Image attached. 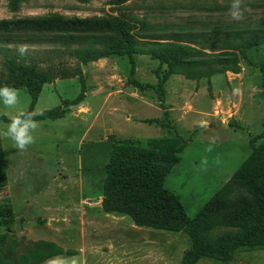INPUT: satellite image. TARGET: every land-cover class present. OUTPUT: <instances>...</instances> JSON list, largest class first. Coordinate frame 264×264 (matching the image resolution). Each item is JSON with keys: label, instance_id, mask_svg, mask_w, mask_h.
Segmentation results:
<instances>
[{"label": "rangeland", "instance_id": "rangeland-1", "mask_svg": "<svg viewBox=\"0 0 264 264\" xmlns=\"http://www.w3.org/2000/svg\"><path fill=\"white\" fill-rule=\"evenodd\" d=\"M229 4L230 0H126L120 5L110 0H20L17 10L11 11L8 0H0V19L124 13L147 22L150 28L141 34L178 35L197 47L254 29L264 14V0H242L238 19L228 14ZM55 46L61 45L49 41L0 45V60L5 53L16 52L18 58L34 59L44 68L59 61L80 68L79 75L43 83L32 107L25 87L15 88L16 106L0 105V130L17 107L33 114L53 108L64 112L56 119H32L33 140L23 150L0 135L4 163L0 205L12 211L10 223L0 220V235L18 252L31 250L30 243L37 240L62 248L61 254L41 264H180L191 245L183 230L136 225L127 214L102 210L108 137L138 138L144 145L149 137L180 135L185 145L164 185L193 216L232 176L249 154L251 141H261L264 97L259 65L264 46L246 49L236 70L215 73L208 80L169 75L162 100L155 90L156 73L162 74L165 65L149 54L133 55L132 76L151 85L141 88L126 82L130 64L125 56L81 63L68 51H52ZM204 50L222 51L218 44ZM82 85V98L75 103ZM223 230H214L212 236ZM195 264H264V247L238 248L226 263L203 257Z\"/></svg>", "mask_w": 264, "mask_h": 264}, {"label": "trees", "instance_id": "trees-1", "mask_svg": "<svg viewBox=\"0 0 264 264\" xmlns=\"http://www.w3.org/2000/svg\"><path fill=\"white\" fill-rule=\"evenodd\" d=\"M19 1L8 0L9 9L16 11ZM125 1L110 0V3L120 5ZM149 28L144 19H134L124 13L84 17L60 13L23 16L0 19V45L17 41L59 43L61 46H55L52 51H68L81 63L101 57L125 56L130 64L126 82L141 88L151 85H144L132 76L133 55L149 54L165 65L162 74L156 73L155 90L160 100L164 92L163 83L169 75L178 73L195 81L203 77L208 80L215 73L236 70L239 60L245 58L246 49L264 46V14L257 19L254 29L248 28L240 35L230 33L220 43L212 41L197 47L177 39L178 35L156 37L140 33ZM217 44L222 51L204 50H212ZM15 53H5L0 60V85L25 87L31 96V107L43 83L80 74L78 65L69 66L59 61L44 68L34 59L25 61ZM259 71L264 97V58ZM82 93L83 85L75 103L81 100ZM63 113L58 108L46 109L32 113V119H56ZM108 138L111 144L101 198L104 212L127 214L136 225L183 230L189 236L191 245L180 264H195L203 257L226 263L233 259L238 248L264 247V127L258 135L260 143L251 141L249 154L232 176L193 216L187 215L177 195L164 185L177 153L185 145L180 135L149 137L144 145L133 137L109 135ZM3 168L0 150V181L4 179ZM0 220L12 221L9 206L0 205ZM220 228L225 230L218 236H212V232ZM30 244L31 250L18 252L12 241L0 235V264H41L63 252L59 245L47 240Z\"/></svg>", "mask_w": 264, "mask_h": 264}, {"label": "clouds", "instance_id": "clouds-1", "mask_svg": "<svg viewBox=\"0 0 264 264\" xmlns=\"http://www.w3.org/2000/svg\"><path fill=\"white\" fill-rule=\"evenodd\" d=\"M242 0H230L228 14L233 19H238L241 15ZM19 51L23 53V46ZM18 104L17 89L0 85V105L4 107H14ZM35 122L32 120V113H26L22 108H16V115L11 118L6 128L0 130V135L6 136L14 141L17 149L23 150L26 145L33 140L30 129L35 128Z\"/></svg>", "mask_w": 264, "mask_h": 264}]
</instances>
